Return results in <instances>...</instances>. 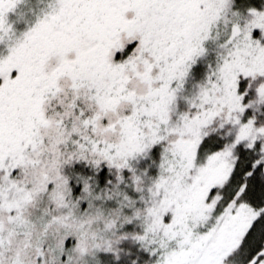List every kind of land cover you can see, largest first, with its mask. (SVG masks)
Masks as SVG:
<instances>
[{"label": "snow or ice", "instance_id": "6c2138e0", "mask_svg": "<svg viewBox=\"0 0 264 264\" xmlns=\"http://www.w3.org/2000/svg\"><path fill=\"white\" fill-rule=\"evenodd\" d=\"M0 264H264V0H0Z\"/></svg>", "mask_w": 264, "mask_h": 264}]
</instances>
